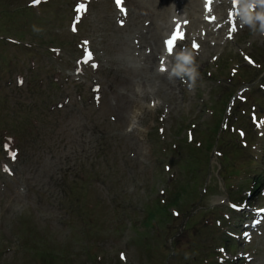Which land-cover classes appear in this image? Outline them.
<instances>
[{"label":"rangeland","instance_id":"rangeland-1","mask_svg":"<svg viewBox=\"0 0 264 264\" xmlns=\"http://www.w3.org/2000/svg\"><path fill=\"white\" fill-rule=\"evenodd\" d=\"M31 1L0 0V264H205L211 253L216 263L220 246L235 257L222 264L245 262L236 259L238 251L250 253V264H264V238L254 236L250 244L235 239L239 246L230 248L231 238L206 236L215 228L203 219L219 218L218 209L226 216L229 209L217 203L234 192L225 189L214 170L220 167L219 155H214L211 176L199 178L195 154L188 151L212 156V150L203 147L216 140L218 131L213 135L211 128L221 120L220 108L231 90L223 86L235 63L241 64L243 79L259 76L248 83L250 93L261 95L264 102L257 85L264 83L263 73L250 68L239 54L251 53L264 67L261 22H247L224 45H214L209 36L191 38L202 52L194 61L200 64L195 87L188 91L181 83L184 77L192 82L187 73L182 77L173 72L183 64L175 55L168 58L167 71L156 74L162 67L160 52L149 38L156 24L144 12V7L151 8L150 0H143L144 6L139 0H124L125 13L117 12L112 0H91L87 6L77 5L79 0H48L29 9ZM76 12L79 20L74 22ZM157 42L162 47L161 36ZM85 49L93 52L86 64L81 60ZM218 54L215 70L209 60ZM204 69L212 76L205 78ZM137 120L140 128L128 132L130 122L135 125ZM189 128L193 144L187 143ZM2 138L9 148L2 147ZM227 141L216 150L229 156L238 149L234 165L244 160L248 170L252 147L243 154L238 145L228 150ZM199 142L197 149L194 144ZM174 151L176 179L166 183L165 166ZM206 163L208 168L209 160ZM240 173L230 183L231 190L241 183L243 195L250 179ZM69 181L74 182L70 188ZM207 184L201 196L199 190ZM71 191L79 203H69ZM174 193L180 200L169 205ZM161 198L170 213L176 209L181 214L170 233L168 223H147V212L160 213L156 204ZM256 204H264V198L258 197ZM213 206L218 207L214 213Z\"/></svg>","mask_w":264,"mask_h":264},{"label":"clouds","instance_id":"clouds-1","mask_svg":"<svg viewBox=\"0 0 264 264\" xmlns=\"http://www.w3.org/2000/svg\"><path fill=\"white\" fill-rule=\"evenodd\" d=\"M216 2L218 4L224 3L226 5H230L229 6L230 10L232 8H238L237 18H238L240 27L241 28L244 27L243 24L240 23V20H239L241 9L238 3H234V0H216ZM242 11H243L244 16L246 17V22L250 24H254L255 21L257 20L261 22L260 32L261 34H264V0H248V2L243 5ZM33 30H35L34 26H33ZM185 49H187L186 52L184 51ZM196 55L197 53L193 49L183 47L181 48L179 52L175 54V57H174V58L178 57L181 61H183V64H179L175 68H173V72L176 74H180L184 72L187 73L189 79L192 82L189 83L187 80H181V83L187 84V87L189 90H192L195 87L196 76L199 74L197 72V68L199 67V65L194 64ZM170 65H171V62L169 61L168 66ZM187 65H193V67H186ZM156 72L160 74L164 73V67H158L156 69ZM169 78H171V74H169ZM148 107H151V105L149 104ZM136 128H140L138 120L136 121L135 125H133V123L130 122L127 131L132 132ZM254 223H259V221H256ZM221 251H223V249H221ZM221 264H222V260H221Z\"/></svg>","mask_w":264,"mask_h":264},{"label":"bare ground","instance_id":"bare-ground-1","mask_svg":"<svg viewBox=\"0 0 264 264\" xmlns=\"http://www.w3.org/2000/svg\"><path fill=\"white\" fill-rule=\"evenodd\" d=\"M139 2L144 6L143 0H139ZM183 2L184 7H186L187 5H189L190 7L189 16L187 15L191 19L189 28L195 29L202 23V21L196 14L200 7V0H150L151 8L144 7L146 9L144 10L145 14H148L149 17H152L156 24V30L150 32L149 34V38L152 39V42L155 44L154 49L156 51L161 50V46H158L157 39L160 38V36H164L165 32L168 31L170 26V24H168L170 17L172 18L180 16L178 13H176L177 8L175 6ZM171 3H173L174 5H171ZM206 26L207 25H204L203 27L204 31L206 30ZM156 74L162 75L159 73Z\"/></svg>","mask_w":264,"mask_h":264},{"label":"snow or ice","instance_id":"snow-or-ice-1","mask_svg":"<svg viewBox=\"0 0 264 264\" xmlns=\"http://www.w3.org/2000/svg\"><path fill=\"white\" fill-rule=\"evenodd\" d=\"M41 2V0H33V3L34 4H38V3H40ZM238 2V0H234V3H237ZM212 3V0H206V5H205V7H206V11H210L211 9L209 8V5ZM117 4L119 5L120 4V0H117ZM122 11H123V9H122ZM233 14L232 13H229V18L231 19V16H232ZM208 19H214V17H207ZM185 24L187 23V21H185L184 22ZM180 28H181V25L179 24V23H177V25H176V29L174 30V32L171 34V36H170V38L169 39H167L166 41H165V44H166V47H167V50L169 51V52H171V50H172V48L174 47V45H175V43L178 41V40H182L183 39V36H184V34H183V32L180 30ZM235 30V27H234V22H233V27H232V31H234ZM193 47L194 48H198L199 47V45H197L195 42L193 43ZM249 62H251V61H249ZM93 67H96V65H92ZM260 123H264V122H260ZM241 135H243V133H241ZM190 138H191V136H190ZM13 156L15 157V153H13ZM233 207H236V206H233ZM122 258H124V256H123V254H122Z\"/></svg>","mask_w":264,"mask_h":264},{"label":"trees","instance_id":"trees-1","mask_svg":"<svg viewBox=\"0 0 264 264\" xmlns=\"http://www.w3.org/2000/svg\"><path fill=\"white\" fill-rule=\"evenodd\" d=\"M74 184V182L73 181H69L68 182V187L70 188L72 185ZM70 194H71V197L70 198H72V191L71 192H69ZM69 198V199H70ZM71 202H72V199H71ZM156 205H158V206H160L162 209H160L158 212H160L159 214H154V213H151V212H147V223H148V225H151V223H152V220H154V219H158L159 217L160 218H162V217H168V214L166 213V212H164L165 210H164V206H162V205H160L159 204V202L156 204ZM163 211V212H162ZM157 212V213H158ZM38 253L42 256V254H41V252L40 251H38ZM43 257V256H42Z\"/></svg>","mask_w":264,"mask_h":264}]
</instances>
